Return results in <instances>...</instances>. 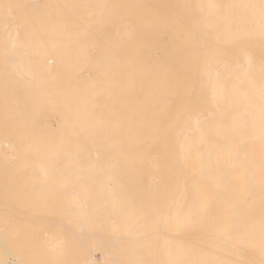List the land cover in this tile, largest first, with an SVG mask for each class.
I'll use <instances>...</instances> for the list:
<instances>
[{"label": "bare ground", "instance_id": "6f19581e", "mask_svg": "<svg viewBox=\"0 0 264 264\" xmlns=\"http://www.w3.org/2000/svg\"><path fill=\"white\" fill-rule=\"evenodd\" d=\"M3 7L5 75L21 80L0 82V118L19 117L24 158L55 161L72 203L46 262L264 264L262 0ZM5 228L0 264H29Z\"/></svg>", "mask_w": 264, "mask_h": 264}, {"label": "rangeland", "instance_id": "374dc122", "mask_svg": "<svg viewBox=\"0 0 264 264\" xmlns=\"http://www.w3.org/2000/svg\"><path fill=\"white\" fill-rule=\"evenodd\" d=\"M24 1H26V0H1V2L4 4L5 8L7 7V5L8 6L14 5L15 2H16V4H19L20 2H24ZM5 8L3 7V10ZM3 55L4 54L2 52H0V82L1 81L2 82L3 81L8 82L9 80H10L9 82H12V81L16 82L17 80H21L20 77L19 78L18 77L13 78L12 73L10 75L6 74L9 77L5 75V72L7 73V71H9L10 69L12 71L13 65H11L6 59H3ZM15 71H16L15 74H17L19 72L24 73L25 69L20 66V69L19 70L16 69ZM23 81H27L26 78L23 79ZM0 117H1V115H0ZM5 119L3 120V118H0V120H1V122H0V142L2 143L3 141H7V140H15L14 147H15L16 156L15 157H10V156L7 157L4 154H2V152L0 151V200H1V202H0V226L3 228L6 227L5 229H3L4 231H2L5 234V236H4L5 238L3 237V239H6L7 247H8V249L11 250L10 252L12 254H16V253L17 254L23 253V255L25 254V257L27 256L29 258V259L25 258V259L29 260L28 261L29 264H33V263H35V261H38V260L46 261L47 255H49V254H47V252L48 253L54 252V251L52 252L50 250H49L50 251L49 252L46 250V247H47V249L50 248V249L54 250L52 248L51 244H48L49 246H46V244L49 243V241H47V237H49L50 235L53 236V234H54L53 237H55L57 235L56 233L61 232V230H63L62 232H64V227L66 224L65 223L66 222L65 217H66L68 210L71 208V205H72L71 200L66 195V192L62 191V190L60 192L58 191V189L61 188L63 185L65 186L66 180H64V179H62L61 181L59 180L57 164L55 163V161H52V159L51 160L48 159L45 162H43V161H35V160L24 158V151H23L24 149H22L23 143L19 142L18 140L25 138L26 133H25V131L22 132V128H21L22 126H21V123L19 121V117L18 116H14V117L8 116ZM15 120H17V121H15ZM15 128H19V129H15ZM49 135H51V133ZM48 146H50V145H48ZM41 165H42V167H41ZM54 165H56V166H54ZM39 167L41 169L43 167H45L46 171L49 172V174H45L46 172H44V174H43ZM53 169H55V171ZM56 169H57V171H56ZM38 171H40V172H38ZM38 173L39 174L42 173L43 176L40 175V177H39V175H37ZM45 175H46V178H44ZM40 178H41V180H40ZM47 178H48V180L49 179L50 180L48 181ZM51 182H52V184L55 183L54 186L55 185L57 186V187L56 186L54 187V188H57L54 190L58 191L57 194L59 196L56 194L57 191H55V193H54V191L49 190L50 191V192H48L49 194L46 192V191H48V188L49 189L51 188V186H50ZM56 183H58V184H56ZM41 184H43V186L44 185L46 186V184H47V187H46L47 189L46 188L42 189ZM37 190L38 191L40 190L39 191L40 193ZM41 191L43 193V196L41 195L42 194ZM44 194H45V196H44ZM47 196H48V198H45ZM51 196H52V198H51ZM57 197H58V199H57ZM54 198H56V199H54ZM48 200H50V202H48ZM56 203H57V205H56ZM58 203H60L61 205ZM55 206L58 208L55 209L56 208ZM60 206H61V208H60ZM64 206H65V208H64ZM59 208H60V210H59ZM63 208H64V210H63ZM15 209H17V210H15ZM18 209H19V211H18ZM57 210H59V211L57 212ZM61 210H62V212H61ZM36 215L40 216L41 218L43 216V221L41 218L38 219L39 217L36 218L35 217ZM44 216L46 217V219H44ZM34 217H35V219H34ZM53 217L57 218V219H54ZM59 217H60V219H59ZM50 218H53V219H50ZM56 220L60 221V223H58V221L55 222ZM63 220H65L64 223H62ZM45 222H46V224H44ZM53 222H55L54 225H53ZM47 223L50 225L52 224L54 227L48 225ZM57 223H58V225H56ZM62 224H64V226ZM60 225H61V227H60ZM54 228H55V230H54ZM59 229H60V231H58ZM52 231H55V232H52ZM42 232H43V234H42ZM45 232H46V234H44ZM40 235H41V237L44 236L45 238H42V240H41ZM51 238L52 237H50L49 239L51 240ZM45 241H46V244H45ZM38 242H41L40 246L38 245L39 244ZM36 243H37V246L35 245ZM42 243L45 244V246L41 245ZM68 245H70V244H68ZM70 247H71V245L68 248H70ZM40 248H45V250L47 252L44 253V251H41ZM68 248H66V249H68ZM66 249H64V250L66 251ZM6 252L8 253L7 248L1 247L0 248V257H1V254H3V253L7 254ZM63 252L64 251H62L61 253H63ZM67 253L68 252L66 251V254ZM70 253H72V252H70ZM50 255L52 256V254H50ZM56 255L57 256H55L53 253V256L51 258H53L55 256L54 257V260H55V258H57L59 256L58 254H56ZM61 255L64 256L65 254H60V256ZM95 255H96V253H95ZM97 255H98V252H97ZM97 255H96V257H97ZM67 256L70 257L69 255H67ZM51 258H50V256H48V259H51ZM60 258H62V256ZM97 258L99 259V256ZM51 260H52L51 261V263H52L53 259H51ZM65 260H63L62 262H64V261L66 263L69 262V259H68V261H67V259H65ZM22 261H23V258H22ZM58 261L59 260H57V263L59 264ZM54 262L56 263V261H54ZM54 262L52 264H55ZM48 263L50 264V262H48ZM24 264H27L26 260H24ZM60 264H61V262H60Z\"/></svg>", "mask_w": 264, "mask_h": 264}, {"label": "snow or ice", "instance_id": "6c2138e0", "mask_svg": "<svg viewBox=\"0 0 264 264\" xmlns=\"http://www.w3.org/2000/svg\"><path fill=\"white\" fill-rule=\"evenodd\" d=\"M11 7V6H9ZM262 9H264V0H262ZM262 15H264V12H262ZM35 264H47L46 261L38 260L35 262Z\"/></svg>", "mask_w": 264, "mask_h": 264}]
</instances>
